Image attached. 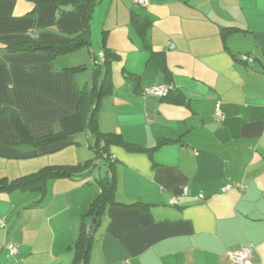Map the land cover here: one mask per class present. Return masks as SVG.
Here are the masks:
<instances>
[{
    "label": "crops",
    "instance_id": "1",
    "mask_svg": "<svg viewBox=\"0 0 264 264\" xmlns=\"http://www.w3.org/2000/svg\"><path fill=\"white\" fill-rule=\"evenodd\" d=\"M95 1L90 43L52 57L14 48L76 37L86 0H0V178L93 157L86 131L61 149L25 143L9 107L33 138L58 132L91 81L85 70L91 78L98 67L111 70L100 130L150 148L109 146L116 199L150 207L108 205L92 232L90 264H234L229 253L245 246L254 248L252 264H264V0ZM134 16L151 24L145 36ZM84 48L89 57L79 59ZM106 48L118 55L109 65ZM160 84L176 95L144 93ZM102 171L50 180L44 195L0 191V264H72L70 246L89 231Z\"/></svg>",
    "mask_w": 264,
    "mask_h": 264
},
{
    "label": "trees",
    "instance_id": "2",
    "mask_svg": "<svg viewBox=\"0 0 264 264\" xmlns=\"http://www.w3.org/2000/svg\"><path fill=\"white\" fill-rule=\"evenodd\" d=\"M32 1H34L36 4L54 2L56 3V5H62L65 0ZM86 2L88 5V9L86 13L85 28L76 37L67 41H58L50 43L26 42L15 46L14 49L32 51L46 50L52 57H56L58 55L77 51L78 49L86 46L90 43L91 28L89 26V19L91 18L92 11L94 9V6L96 5V1L86 0ZM137 17L134 16L135 26L137 27L140 35L145 36L146 30L150 27L151 24L148 21L141 22ZM105 41L106 36L104 35V44ZM104 54L105 63L108 65L114 58L118 57V55L113 53L109 48H106L104 50ZM83 68L84 66L80 65L77 67H73L71 71H81L74 69ZM110 81L111 70H101V67H98L97 69L93 70L91 81L86 83L81 90V96L75 114L63 118L61 120V130L39 138H33L30 135L25 122L18 113V111H16L14 108L9 107V112L12 117L14 127L25 143L34 145L38 148L53 147L54 150L61 149L66 145L73 144V137L76 134L86 131L90 134L88 145L94 155L93 157L86 159L84 162L77 164L48 165L42 167L36 172L15 179H9L7 177L0 178V191H36L44 195L48 190V183L50 180L70 177L76 173L83 172L87 169H93L94 167L100 164V160L103 158L108 164L109 171L107 172L105 177L99 179L98 182L101 190L88 209V214L92 216L93 219H96L94 229L99 226L102 222L105 209L108 205L139 207L142 210L149 209L150 205L146 203L137 202L132 204H123L121 202H118L116 199L117 178L115 172L113 171V169H111L114 164V159L113 156L109 153V146L111 144H120L130 151H146L150 148L127 142L119 134L104 133L100 130V105L103 97L109 95V93L112 92L113 86ZM168 86L170 89L169 93L163 97L166 100H168L167 98H169L170 96L176 95L174 94L173 88L170 85ZM177 98H179V95ZM165 141L167 142V140H160L159 142L163 143ZM93 245V234L90 235L88 233V229L86 230V228H82L80 235H78L76 240L70 246V249L74 253L72 264H90L89 258ZM10 255L15 256L16 254L12 255L10 253Z\"/></svg>",
    "mask_w": 264,
    "mask_h": 264
},
{
    "label": "built area",
    "instance_id": "3",
    "mask_svg": "<svg viewBox=\"0 0 264 264\" xmlns=\"http://www.w3.org/2000/svg\"><path fill=\"white\" fill-rule=\"evenodd\" d=\"M134 3L141 5V6H147L149 4V0H132ZM241 60L244 62L252 64L254 62V58L251 57L249 54H242ZM169 86L167 84H160L156 86L147 87L144 90V93L147 95H155L159 97H164L169 93ZM215 115L218 119L221 120L222 114H221V108L220 103L216 106V112ZM230 186H226L223 188V190H228ZM187 189H184V192L186 193ZM199 197H203L200 195ZM19 251V247L17 245H12L10 247V253L12 255L17 254ZM254 248L252 246H245L242 249L233 251L229 253L230 259L233 261L234 264H252V257H253Z\"/></svg>",
    "mask_w": 264,
    "mask_h": 264
},
{
    "label": "rangeland",
    "instance_id": "4",
    "mask_svg": "<svg viewBox=\"0 0 264 264\" xmlns=\"http://www.w3.org/2000/svg\"><path fill=\"white\" fill-rule=\"evenodd\" d=\"M94 44H96V43H94ZM88 48V47H87ZM87 48H84V49H82L81 51H79V52H77V53H75V54H80L79 56V59H84L83 58V54H86L88 57H89V54L90 53H88L89 52V50L87 49ZM87 57V58H88ZM92 57V56H91ZM91 61H93V60H91ZM91 61L88 63V65L91 63ZM92 64H93V62H92ZM91 65V64H90ZM90 68H91V66L89 67V69L88 70H85V75L88 77V81H90L91 80V70H90ZM83 81H84V79H82ZM89 152L91 153V151L89 150ZM92 155V154H91ZM106 168V169H105ZM93 169H97V171L98 170H103L102 172H101V174L103 175V176H105L106 174H107V170H108V164L106 163V160L105 159H101L100 160V165H98L97 167H94ZM93 221V219H91V222ZM90 222V223H91Z\"/></svg>",
    "mask_w": 264,
    "mask_h": 264
},
{
    "label": "water",
    "instance_id": "5",
    "mask_svg": "<svg viewBox=\"0 0 264 264\" xmlns=\"http://www.w3.org/2000/svg\"><path fill=\"white\" fill-rule=\"evenodd\" d=\"M95 222H96V219H93L92 223L89 226V231H88L89 234H92L94 227H95Z\"/></svg>",
    "mask_w": 264,
    "mask_h": 264
}]
</instances>
